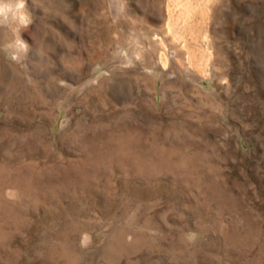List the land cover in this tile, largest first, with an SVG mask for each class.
Listing matches in <instances>:
<instances>
[{"label":"rangeland","instance_id":"rangeland-1","mask_svg":"<svg viewBox=\"0 0 264 264\" xmlns=\"http://www.w3.org/2000/svg\"><path fill=\"white\" fill-rule=\"evenodd\" d=\"M0 264H264V0H0Z\"/></svg>","mask_w":264,"mask_h":264}]
</instances>
